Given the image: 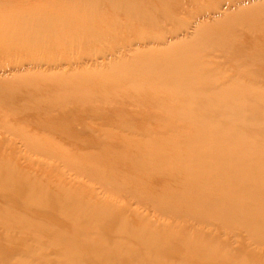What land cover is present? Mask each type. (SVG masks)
Masks as SVG:
<instances>
[{
	"label": "rangeland",
	"instance_id": "1",
	"mask_svg": "<svg viewBox=\"0 0 264 264\" xmlns=\"http://www.w3.org/2000/svg\"><path fill=\"white\" fill-rule=\"evenodd\" d=\"M235 1L0 0V6L5 12V17L0 19V91H6L3 95L0 93V174L12 172L20 173L21 176L29 175L35 182H46L50 190L65 187L68 196L75 197L83 194L90 198L97 208L103 204H114L116 206V212L113 215L115 220H120L124 216L138 224L146 219L153 222L152 231L167 232L169 224H176L180 230L176 234L177 239H180L182 244L190 246L191 251L186 253L176 243L172 256L164 261V264H187L189 261L193 264H205L202 260L196 259L198 258L196 255L207 251L209 242L195 239V236L190 235L184 228L212 232L213 235L209 239L219 240L226 247L216 254L213 264H263L264 230L259 232L260 235H253L251 230L254 229V224L253 226L249 223L246 225L224 224L217 219L206 221L202 216L199 218L195 214L196 211L179 216L173 211L162 214L159 209L164 210L170 202L173 210L190 204L189 200L172 203V196L164 195L163 190L172 189V187L181 188V185L177 184L178 180L168 177L167 174L183 169L193 172L194 167L186 165L184 154L194 149L203 153L205 148H199L198 142H201L199 140L194 143L187 141L193 136L192 127H187L189 128L187 132L182 134L184 140L181 141L183 145L180 150L178 139L169 137L166 141H158V139L166 138L168 135L174 136L175 132L180 133L178 127L175 130V126L186 119L188 116L185 113L193 108L199 114L207 113L206 117L205 115L200 117L204 120L208 119L210 123L202 131L199 128L200 133L212 135L215 131L212 123L222 122L227 112V110L217 111L214 107L218 103L215 98L223 97L219 89L210 88L207 91L206 95L213 101L210 105L204 101L192 104L180 99L178 101L168 98L161 103H153L152 99L155 97L168 95L173 97L172 93H177L186 99L187 94L178 91V88L164 84L158 92H155L153 84L158 79L154 77L143 79L139 72H134L132 75L126 74L127 77L123 78L124 81L120 80V84L108 79L99 82L97 79L98 83L95 86H88L79 91L78 98L84 99L80 104L71 95L73 83H76L73 76L82 69L101 70L102 67L110 65V62L117 58L104 59L97 51L98 49L106 50L111 54V51L118 46L101 42L94 43L90 47L79 46L67 30L56 32L51 46L38 44L30 50H25L12 42L35 32V30L14 31L13 25L21 26L23 20L22 17L16 19V14L30 17L36 13L61 14L64 12L61 8L69 5V7L98 12L103 18L102 21H91L86 18L83 22L93 24L97 31L103 32L107 29L106 33L109 36L120 35L118 45L121 54L115 57L130 58L138 50L159 49L162 41H176L178 38L186 43L194 42L197 27L201 23L220 21L229 16L233 10L264 5L262 4L264 0H237V4ZM121 6L132 10L141 6L149 7L152 15L150 17H153L156 30L146 29L140 32L134 26H124L121 29L113 28L108 32L106 26L112 15L119 16L118 20L124 23L125 17L118 12ZM256 14L258 19L256 24L250 21L247 23L239 21L231 24L224 32L225 35H232L230 41L238 43L237 46L244 44V50L239 49L238 53H232L229 49L223 48L219 39L215 38L209 41L210 44L203 53L198 52L195 55L196 59L203 56L204 66H198L199 69L211 70L219 76V79H224L227 86L234 83L238 69L242 68L247 72L243 81L249 82L250 86L244 87L242 100L235 102L234 106L245 111V115L239 119L237 125L246 127V124L252 122L248 129L251 133L254 128L263 126L264 123V66L257 62L250 63L248 58L249 56L264 57V14L261 12ZM10 24L12 26H9ZM136 31H139L137 34L141 36L140 39L135 37ZM44 48H47L45 52ZM57 48L58 50H55ZM51 49L54 50L55 56L64 54L60 57L65 61H54L57 57H50L48 51ZM229 53H232L231 56ZM71 54L73 55L70 56ZM75 54L80 55L82 60ZM189 57L190 60H195V57ZM41 73L43 76H40ZM60 75L67 77L57 81L46 79ZM22 76L25 79L23 81ZM12 81L17 85H14ZM140 82L144 84V88L151 87L155 90L142 92ZM227 100L228 98L225 97L220 101ZM145 102L148 105H145ZM255 108L257 111L253 110ZM159 118H167L166 121L170 125H159L153 122ZM129 125H134L135 129H131ZM227 125L223 127L231 126ZM251 133L242 140L243 145L264 146V138H257ZM34 136H39L40 140ZM129 144L139 145V153L138 150L133 151ZM129 149V154L135 158H137L136 155L141 154L142 161L138 164L123 161L120 156ZM239 151L243 152V148ZM140 157L138 156V160ZM260 164H264V157L243 162L233 175L226 173L223 167L220 171L210 168L205 172L207 180L201 184L202 189L206 191V201L223 197V192L212 190L209 193L207 188L209 185L214 187L216 184H227L232 179H237L243 171L245 172L248 168L253 169ZM138 165L140 170L146 167L155 173L147 177L143 171L135 170ZM263 170L259 171L258 176L254 173L255 171L249 174L250 179H256L259 189L253 192L250 203L243 204L256 215L255 221L258 223H264ZM16 189L17 183L14 180L0 183V216H3L2 214H5L7 210H20L27 219L60 224L61 227L66 228L68 236L80 233V229L72 225L71 217L58 214L50 207V197L44 195V198L38 195L34 201L30 202L25 198L26 194L23 190L20 189L17 193ZM12 193L14 195H11ZM161 197L164 199H160ZM136 214L140 215L138 219L134 217ZM84 215L86 218L91 217L88 212ZM103 224L105 225V220L94 226L98 228V225L103 226ZM0 225V239L17 238L15 239L18 243L9 248L14 257L12 263L24 261L27 247H34L36 243L34 235L28 231H19L21 226L15 221L0 220ZM89 225L83 228L90 229L92 225ZM117 228V226H110L106 233L113 236L115 232H118ZM125 237L124 234H119L113 238L110 236L109 239L123 241ZM54 238L55 236L45 235L40 240ZM99 239L101 238L95 235L91 238V240ZM202 244L203 247H201ZM129 246L132 249H140V246L133 243ZM6 249L7 246H0V253ZM231 251H235L236 254H232ZM251 252L253 255L247 257ZM42 253L47 257L41 260L49 264H65L64 260L57 256L55 249H47ZM33 257L29 258L31 262H41L36 256ZM81 257L83 258V254ZM0 263L7 262L1 260ZM131 263H133L132 260L125 259L119 264Z\"/></svg>",
	"mask_w": 264,
	"mask_h": 264
},
{
	"label": "bare ground",
	"instance_id": "2",
	"mask_svg": "<svg viewBox=\"0 0 264 264\" xmlns=\"http://www.w3.org/2000/svg\"><path fill=\"white\" fill-rule=\"evenodd\" d=\"M235 3H238L237 0ZM61 10H64L61 14L54 12L49 14L36 13V15L32 17L16 14V19L22 17L23 20L21 26L16 24L13 25L14 31L35 30V32L26 37L15 39L14 41L12 40V42H14L21 49L25 50H30L38 44L51 46L54 39L53 35H55V33L59 30H67L70 32V35L75 43L79 46L90 47L94 43L99 42L118 46L111 51V54L106 50L104 51L98 49L97 51L104 59L108 60V57L117 58L110 62V65L102 67L101 70L82 69L73 76L76 83H73V91L71 95L80 104L83 103L84 99L82 97L78 98L77 94L83 88L95 86L98 81L100 82L103 79L112 80V82H118L120 84L121 82L119 81H124L123 78L127 77L126 74L132 75L134 72H139L143 79L150 77L158 79L156 80L157 83L155 82L153 84L156 90L151 87L144 88V84L140 82L139 86L141 87L140 89L142 92L151 90L158 92L160 87H163L162 85L164 84L178 88V91H183L187 94V97H185L186 99L182 98V96L177 93H172L173 97L170 95L155 97L152 99L153 103H161L168 98L177 100L180 99L183 102L185 101L192 104L204 101L206 104L210 105L213 104V101H211V98L206 95L210 88L219 89L221 95L223 96L222 99H225V97L228 98L225 102L220 101L222 100L221 98H215L218 102L216 106H214L216 107V110H227V112H225L226 114L222 122L212 123L213 128H215L212 135H203L200 133L199 128L202 131L210 123L208 119L204 120V118L201 119L200 117L202 115H205L206 117L207 113L204 114L203 112L199 114L196 110H194L195 108H193L192 110L188 109V112L185 113L188 117L183 121H180L178 126H175V130L178 127L180 133L175 132L174 136L168 135L166 138L161 137V139H158V141H166L169 140V138L178 139V149L180 150L183 145V142L181 141L184 140V135L182 134L187 132L189 129L187 127H192L194 130L193 136L190 139L186 136V138L189 139L187 141L194 143L199 140L201 141L198 142V146H200L199 148H205L203 153L194 149L184 154L186 165H188V167L189 165L193 166V172H188L183 169L167 174L168 177L176 178L179 182L177 184H180L181 188L176 189L177 187H172V189L163 190L164 195H171L173 198L172 203L189 200L190 204L183 206V208L173 210V206H171L170 202L168 207L164 210L159 208L160 206H158V208L161 210L162 214H167L168 212L173 211L181 216L184 213L196 211L197 213L195 214L199 218H205L206 221L217 219L224 224L238 223L246 225L249 223L252 226L254 224V229L251 230V233L255 236L260 235L259 232L264 230V223L256 222V215L249 209L245 208L243 204L250 203L253 192L259 189L257 187L259 184H257L256 179H250L249 174L255 171L254 173L258 176L259 171L262 172L261 170L264 169L262 168L264 164L254 166L253 169L248 168L245 172L243 171L237 179H232L231 182L227 184H216L214 187L209 185L207 187L209 188V193L212 190L223 192V197L212 200L207 199L206 201V191L205 189H202L201 185L207 180L205 172H207L210 168H216L220 171L223 167L226 173L233 175L238 170L239 165L243 162H250L257 158L259 159V157H264L263 145L246 147L242 143V140L247 136V134L251 133L248 129L249 125H252V122L246 124V127H240L237 125L239 119H242L245 115V111L240 107L235 108L234 103L242 100L244 87L250 86L249 82L243 81V79L247 76V72L242 70V68L238 69L237 74H235L234 83L227 86L226 81H224V79H219V76H216L211 70L203 68L199 69L198 66H204V62L202 61L203 56L196 59L195 55L198 52L203 53L206 47L209 46V41L212 39L214 40L215 38L219 39L223 48L229 49L232 53H238L239 49L244 50V44H241V47L239 45L237 46L238 43L230 41V37H232V35L227 34V36L224 32L231 24L239 21L244 23L250 21L255 22L254 24H256L258 22L256 13L261 12L264 14V5L260 7L233 10L229 16L221 19L220 21L201 23L197 27L194 42L186 43L184 40H180L178 38L176 41H162L159 49L147 51L138 50L130 58H126L125 56H120V58L115 57L117 54H121V50L118 45L120 42V35L116 34L115 36H109L106 33L107 29H104L103 32L100 30L97 31V28L94 27L93 24L89 25L83 22L86 18H89L91 21H102L103 18L98 12L90 11L84 8L69 7V5H65L61 8ZM118 12L125 17V21L124 23H121V21L118 20L119 16L112 15L109 19L108 25L106 26V28H108V32L113 28L121 29L124 28V26H134L138 28L140 32L146 29L156 30L153 17H150V8L147 6H141L135 10L121 6L118 9ZM4 17L5 12L0 6V19H3ZM9 26L12 25L10 24ZM137 32L139 33V31H136L135 37L140 39L141 36L137 34ZM46 49L47 48H44L43 51L45 52ZM55 50H58V48ZM48 52L50 53V57H57L54 58V61H65L60 57L64 54H61L58 57L54 55L53 49ZM232 53H229V56H231ZM72 55L73 54L70 56ZM76 56L82 60L80 55ZM189 56L195 57V60H190ZM248 58L250 59V63L252 62L255 64L257 62L264 66L263 56L259 58L249 56ZM40 76H43V73H41ZM63 77L66 78L67 76H50L46 79L57 81L61 80ZM97 79L98 81H96ZM21 80H25L23 76L21 77ZM12 82L14 85H17L16 82ZM0 93L3 95L6 91L1 90ZM7 93H9V91ZM147 101L148 100H146V102ZM146 102L145 105H148ZM253 110L257 111V108ZM166 120L167 118H159L153 120V122H156L159 125H170V123ZM227 124H230L231 126L223 127L228 126ZM129 127H131V129H135L134 125H129ZM251 134L257 138H264V123L263 126L254 128ZM34 137L37 140H40L39 136ZM128 146L131 147L133 151L138 150L137 152L139 153V145L129 144ZM240 148H243V152L239 151ZM129 152L130 149L123 153L120 158L129 164H138L142 161V157H140L141 154L136 155L137 158H135L133 155L129 154ZM138 156L140 157V160H138ZM135 170L143 171L147 177L155 173L148 170L146 167L140 170L139 165L138 168H135ZM8 180H14V182L17 183L16 192L18 193L20 189L23 190L26 194L25 198L30 202L34 201L35 197L38 195H41L42 197H44V195L50 197V207H52L58 214L61 213L62 215L71 217L72 225H75L80 229V233L78 235L68 236L69 234H66L68 233L66 228L61 227L60 224L30 220L27 219L25 214L20 210H7L5 214H2L3 216H0V220L3 222L8 220L15 221L21 226L19 231H28L32 233L34 235V239L36 240L34 247H27V253L24 254L25 260L17 261L16 263L14 262V264H49L47 261L41 260L47 257V255L42 253L47 249L57 250V256H59L61 260H64L63 262L65 264H119L125 259L132 260L133 263L131 264H164L163 262L172 256L176 243H178V247L183 248L186 253L191 251L190 246L182 244V241L177 239L176 234H178L180 230L174 223L169 224V230L167 232L152 231L153 222L146 219H144L142 223L138 224L124 216L120 220L117 219L118 221L115 220L113 215L116 212V206L114 204H103L97 208L93 205L90 198L83 196V194L75 197L68 196L65 187H58L55 190H50L46 182H35V180L29 175L27 176L22 174L21 176L20 173L15 174L12 172L10 174L8 172L0 174L1 184ZM11 195L14 194L12 193ZM148 199L149 198H147V200ZM160 199H164V197H161ZM87 212L91 215V217L86 218L84 214ZM134 217L138 219L140 215L136 214ZM124 218H126V220H124ZM102 220H105V225H98V228L97 226H94ZM88 225H92L90 229L83 228ZM110 226L118 227V232H115L113 236L110 235L112 238L119 234H124V236H126L125 239L123 241H113L112 239H109L110 236L106 233V230ZM184 229H187L190 235H194L195 239L209 242L207 251L196 255V257H198L196 259L202 260L205 264H213L216 254L222 251L223 248H226L219 240L209 239L213 235L212 232H205L203 229L197 228ZM45 235H52L55 236V238L41 241L40 238H44ZM93 235L99 236L101 239L91 240ZM15 238L16 237L13 239H0V246H7V249L0 253V261L3 260V262H7L3 264H13L12 260L14 257H12L13 254H11L9 248L18 243L16 240L17 238ZM132 243L140 246V249L130 248L129 245ZM201 247H203V244ZM231 253L236 254L235 251H231ZM81 254H83V258L81 257ZM252 255L253 254L251 252V254H248L247 257H251ZM33 256L39 258L41 262H31L29 258ZM187 262L188 261H186V263ZM187 264L193 263L189 261Z\"/></svg>",
	"mask_w": 264,
	"mask_h": 264
}]
</instances>
